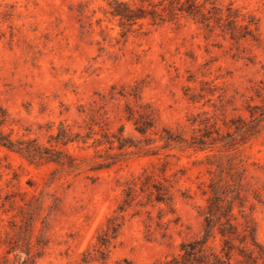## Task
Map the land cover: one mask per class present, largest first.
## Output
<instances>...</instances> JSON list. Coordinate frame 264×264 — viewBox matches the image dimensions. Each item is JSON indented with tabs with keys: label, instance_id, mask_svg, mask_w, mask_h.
I'll list each match as a JSON object with an SVG mask.
<instances>
[{
	"label": "rangeland",
	"instance_id": "374dc122",
	"mask_svg": "<svg viewBox=\"0 0 264 264\" xmlns=\"http://www.w3.org/2000/svg\"><path fill=\"white\" fill-rule=\"evenodd\" d=\"M114 1L0 0V130L81 166L31 163L0 144V264L170 259L201 236L209 184H233L230 166L243 173L234 214L243 222V210L264 246V128L236 131L264 106V0H196L209 26L182 13L170 20L167 0H120L164 17L123 25ZM229 7L252 35L231 37ZM140 114L153 117L146 134L134 123ZM60 128L73 141L57 144ZM145 176L169 203L148 199ZM129 184L134 200L120 212Z\"/></svg>",
	"mask_w": 264,
	"mask_h": 264
},
{
	"label": "trees",
	"instance_id": "16d2710c",
	"mask_svg": "<svg viewBox=\"0 0 264 264\" xmlns=\"http://www.w3.org/2000/svg\"><path fill=\"white\" fill-rule=\"evenodd\" d=\"M168 4L162 9L168 11L169 19L177 18L179 13L197 19L202 23L210 25L209 16L204 9L197 3L196 0H167ZM112 14L119 16L123 25H133L138 20L150 17L154 23L159 18L164 21L162 14L158 13L156 9L148 10L144 6H134L127 2L115 0L112 5ZM228 28L232 38L236 36L246 37L252 35L249 24H237V15L232 8H228ZM208 13H211L209 10ZM222 20V16L218 18ZM244 29V31L240 32ZM250 120L243 121L242 126H236V131H242L243 134L253 136L259 133L261 128H264V106L255 105L250 108ZM133 115H130V118ZM135 126L137 131L141 134H146L147 131L154 126L153 117L151 114H140L135 119ZM3 120L0 119V125ZM63 126V124H62ZM52 139L57 144L66 145L73 139L69 136L64 128H60L59 132L52 136ZM119 148H124L127 144L122 138ZM170 141L183 142L184 140L167 138ZM189 147L193 146V142H185ZM200 149H204L203 142ZM0 144L10 150L20 153L31 163L41 161L54 162L71 172L81 169L80 164L77 163L76 158L64 150L56 149L53 146H44L37 143L34 139H13L10 134L0 130ZM225 168L221 170L223 173ZM233 180L230 184L225 177L212 178L209 184V195L207 198V205L204 214V226L201 236L191 240L184 241L180 247V253L173 255L170 259H165L152 264H264V246L256 238V229L248 216L240 209V213L244 218L243 222H239L234 214V208L244 207V199L242 192V178L243 173L236 171L237 175L234 177L232 173V166L225 171ZM236 174V173H235ZM152 188L156 190L153 192ZM142 192H147L150 201L169 203L170 197L164 192L163 188L150 181L149 176H145V180L141 186ZM134 200V187L132 184L128 185L125 191V198L119 206V211L124 212L132 204ZM122 215L114 218L112 225L108 228L107 233L100 239L102 245H107L110 238L115 237L121 228L122 221L119 218ZM219 240V247L212 244L213 241ZM126 264H135L126 261Z\"/></svg>",
	"mask_w": 264,
	"mask_h": 264
}]
</instances>
